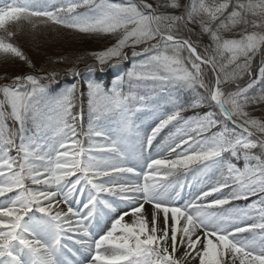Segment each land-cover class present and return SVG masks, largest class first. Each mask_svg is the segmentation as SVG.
<instances>
[{
    "label": "snow or ice",
    "instance_id": "1",
    "mask_svg": "<svg viewBox=\"0 0 264 264\" xmlns=\"http://www.w3.org/2000/svg\"><path fill=\"white\" fill-rule=\"evenodd\" d=\"M25 22L119 38L64 69L83 87L0 77V264H264V0H0V54L34 67Z\"/></svg>",
    "mask_w": 264,
    "mask_h": 264
},
{
    "label": "trees",
    "instance_id": "2",
    "mask_svg": "<svg viewBox=\"0 0 264 264\" xmlns=\"http://www.w3.org/2000/svg\"><path fill=\"white\" fill-rule=\"evenodd\" d=\"M148 2L153 3V5L155 6L156 0H148ZM28 27L31 28V26H28ZM190 27L194 29L191 39L193 41L199 42L201 50H202L203 47L205 46L202 41H205V37H207V39L209 40L208 35L201 33L198 25H192ZM49 28H47V31L48 30L52 31L56 33L57 35L60 34V32L66 33L67 35L64 38L78 36L84 39V41H81V42H73V41L52 42V40H48L46 43L45 42L43 43L42 40H40L39 42H35V40L33 39L30 41H27L26 44H24L23 46L22 42H18L14 40V43L23 51V53L28 57V59L33 63L32 65H34V67H30L27 62L21 61L19 58H15L11 56L6 57L3 54H0V77L8 76L9 78H11L16 75H23L24 71H29L30 74L34 73L37 75H43V72L41 71V69H47L49 72L51 71L58 72L59 78H67L64 75V69H66L67 67L73 66V64L75 65L77 69H81V71L82 69L88 68L90 66H94V65L97 66L98 64L96 63L94 57L92 55L89 56L90 50L92 51L102 45H106L108 41L113 43L114 39L119 38L118 35H114V34H105V33L77 34L73 31L66 30L60 27H49ZM29 30L32 31L33 29H29ZM85 38L91 41L89 42L90 43L89 49H84V48H87L85 47V44H84L86 43ZM56 44L57 46H55ZM25 46L30 47V49L32 48L31 51L34 50L35 52L34 56L32 55L30 56ZM51 49L55 51L52 53ZM26 53H28L29 55ZM53 56L57 59L52 60L54 58ZM18 68L22 69L21 73H18ZM6 82H9V81L0 79V83H6ZM84 91H85V88H84ZM84 100H85V97H84Z\"/></svg>",
    "mask_w": 264,
    "mask_h": 264
},
{
    "label": "rangeland",
    "instance_id": "3",
    "mask_svg": "<svg viewBox=\"0 0 264 264\" xmlns=\"http://www.w3.org/2000/svg\"><path fill=\"white\" fill-rule=\"evenodd\" d=\"M189 0H182V3H187ZM30 25H27V23L25 22L24 23V27H23V30H18L17 31V35L15 37V41H18V42H22L23 46L24 44H26L27 41H30V40H35V42H39L40 40L43 41V43L47 42L48 40H52V42H62V41H73V42H81V41H84V39H82L81 37H67V38H64L67 34L66 33H63V32H60V34H56L52 31H47V28H49L48 26H43V27H40L39 29L37 30H32L30 31L29 29H32L30 27H28ZM199 27V26H198ZM14 28V26H13ZM51 29V28H49ZM197 32V31H196ZM226 38H232V33H225L224 34ZM45 36V38H44ZM63 36V37H61ZM206 36V35H205ZM86 39V38H85ZM118 38L114 39V42H107L106 45H102L98 48H96L95 50H90L89 52V56L94 53V52H99V51H102L104 49H106L107 47H110L112 44H114L116 42ZM55 40V41H54ZM86 43L85 44V47L87 48H84V49H89V42H91L90 40H85ZM204 45H207L209 44V40L207 39V37H205V41H202ZM42 43V42H41ZM36 44V43H35ZM38 45V44H37ZM57 46V44L55 45ZM54 46V47H55ZM28 46H25L26 50L29 52L30 56H34V50L31 51L30 47ZM53 47V46H52ZM45 49V48H44ZM54 49V48H53ZM139 50V48L137 49ZM55 50H52L51 49V52L53 53ZM125 52L128 54V57L129 59L127 61H124V63L126 64V66L129 65L130 62H132V58H131V48H126L125 49ZM28 54V53H26ZM28 54V55H29ZM54 57V56H53ZM259 58V55L255 58V61H254V65L257 64V60ZM57 58H53L52 60H55ZM64 59V58H63ZM11 64V63H10ZM33 64V63H32ZM22 65V64H21ZM132 65V63L130 64ZM17 71V70H16ZM22 72V69L18 68V73H21ZM25 73V71L23 72V74ZM78 86L80 84H77ZM228 91H232L234 90V85L232 88H229L227 89ZM202 91V90H201ZM60 92V91H59ZM59 92H56V93H53V95L59 93ZM186 97L189 101H191L193 99V94L191 92H189V95L185 94ZM83 104V103H82ZM79 106H81V103L79 104ZM83 107V105H82ZM203 109H208L207 105L204 104L202 105L200 108L198 109H195V110H199V111H196V112H200L201 110ZM209 110V109H208ZM191 112L190 113H193V110H189ZM248 111L251 113V115H253L254 117L258 118V119H264V110H261L260 106H255V107H249ZM200 115H203L204 113H199ZM138 123H140V121H138ZM149 124H151V120L150 119H147V118H143V124L141 125V132L143 133L145 130H147L148 132H150V128L147 127ZM86 129H87V126H86ZM172 131H175V129H172ZM169 132H164L162 136H160L155 142H154V147L152 149L153 152H156L158 149H160L165 143H166V140L169 136ZM81 139L83 140L84 138L81 137ZM85 147H87V143H85L84 145ZM147 153V147H145V154ZM235 162V161H234ZM238 166L239 167H243V161L241 160L240 163L238 162ZM29 183H27L29 186H31V182L28 181ZM253 200L257 199L258 197H252ZM252 202V201H251ZM250 202V203H251ZM63 207V205H62ZM150 209V208H149ZM66 210V209H65ZM194 264H198V261L194 262Z\"/></svg>",
    "mask_w": 264,
    "mask_h": 264
},
{
    "label": "bare ground",
    "instance_id": "4",
    "mask_svg": "<svg viewBox=\"0 0 264 264\" xmlns=\"http://www.w3.org/2000/svg\"><path fill=\"white\" fill-rule=\"evenodd\" d=\"M146 208H150V206L146 205Z\"/></svg>",
    "mask_w": 264,
    "mask_h": 264
}]
</instances>
